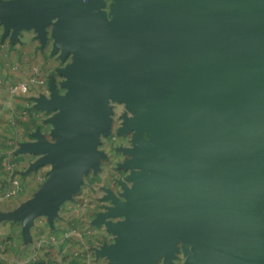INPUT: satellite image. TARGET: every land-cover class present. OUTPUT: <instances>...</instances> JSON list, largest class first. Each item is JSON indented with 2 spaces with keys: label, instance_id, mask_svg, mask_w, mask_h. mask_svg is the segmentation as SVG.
Wrapping results in <instances>:
<instances>
[{
  "label": "water",
  "instance_id": "obj_1",
  "mask_svg": "<svg viewBox=\"0 0 264 264\" xmlns=\"http://www.w3.org/2000/svg\"><path fill=\"white\" fill-rule=\"evenodd\" d=\"M0 0L15 37L33 27L57 68L34 106L49 113L24 148L47 177L0 219L49 222L103 152L110 99L124 101L133 132L123 198L97 213L114 240L108 264H264V0ZM143 132L146 136H143ZM122 216L118 220L108 218Z\"/></svg>",
  "mask_w": 264,
  "mask_h": 264
},
{
  "label": "crops",
  "instance_id": "obj_2",
  "mask_svg": "<svg viewBox=\"0 0 264 264\" xmlns=\"http://www.w3.org/2000/svg\"><path fill=\"white\" fill-rule=\"evenodd\" d=\"M58 67H61L60 58L57 52L52 53L49 35L43 44L30 27L20 29L11 37V31L5 34L0 22L1 148L11 143L8 136L12 131L23 126L33 127L35 122L48 116L44 110L34 107L33 98L49 90L51 76L60 83L63 76L57 73ZM20 82H26V91L13 89ZM36 157L20 153L11 162L10 156H0V179L6 177L3 172L13 163L24 185L20 195L0 201V210L15 208L20 196L27 198L36 190L44 167L26 173ZM100 211L98 205L69 200L59 205L51 222L46 215H39L27 230L21 220L0 219V264H108V257L97 254V249L113 242L114 236L104 222H94Z\"/></svg>",
  "mask_w": 264,
  "mask_h": 264
},
{
  "label": "rangeland",
  "instance_id": "obj_3",
  "mask_svg": "<svg viewBox=\"0 0 264 264\" xmlns=\"http://www.w3.org/2000/svg\"><path fill=\"white\" fill-rule=\"evenodd\" d=\"M111 2L112 0H104V5L102 6V9L108 12ZM69 61H71L70 54L67 55L64 59H60L61 66H63L65 63ZM56 84L58 85L60 92L65 91V87L61 86L60 83H56ZM109 104L112 109V112L110 113L109 131L107 133L100 134L99 137L100 141L97 144V149L103 152V155L99 157L98 168L97 169L90 168L86 173H84L79 189L75 191L70 198L65 199L60 204L69 200L71 201L74 200L79 204L91 203L98 205L101 211H103L105 210V207L107 205H112V199L108 197L109 193H112L115 196L122 199L123 198L122 192L124 190L123 185H126L128 187L131 185V181L127 180L126 178L128 174H130L131 169L129 167L124 166V163L125 160L128 157H130V154L126 151V148L132 147L133 145V132L119 131L123 123V115L124 114L130 115V111L126 107V103L124 101L110 99ZM44 113L46 114V116L49 115V113L46 111H44ZM47 117L43 118L42 121L39 120V122H35V124H33V127L23 126V128L17 131H12L8 136V139L11 141V143L5 144V148L0 147V156L1 157L7 155L10 156L11 162L13 161V159H15V156L20 153L21 154L31 153L38 157L39 154L33 153L25 149L24 145L25 143L31 142L35 139L33 133L37 130V128H39V130L46 137L52 138L50 136L51 124L45 120ZM43 124L45 126H43ZM143 136H146L144 132H143ZM34 161L30 163V166L27 169L26 173L44 167L43 175L41 178V182H42L47 177L48 170L50 169L51 166L50 164L45 163L33 167L32 164L34 163ZM11 164L9 168H6L4 170L5 172H3L4 174L6 173V177L2 180L0 179V201L12 198V197L9 198L5 197L3 195V192L9 187V184L13 178L17 177L18 179L19 177V175H17L18 172L14 168L13 163ZM23 189H24V185L22 184L21 190H19L16 194H14V196L17 197L18 195H20V192ZM36 190H34L33 193ZM33 193L29 195L27 198H22V196H20L21 199H18L19 204L30 198L33 195ZM18 205H16V207ZM0 211H7V210H0ZM112 218L118 220L121 219L122 216H117ZM176 245L178 248L177 250L174 251V255L169 260L165 259L164 256H160L154 264H184L185 259L187 257V253L183 249L180 241H177Z\"/></svg>",
  "mask_w": 264,
  "mask_h": 264
},
{
  "label": "built area",
  "instance_id": "obj_4",
  "mask_svg": "<svg viewBox=\"0 0 264 264\" xmlns=\"http://www.w3.org/2000/svg\"><path fill=\"white\" fill-rule=\"evenodd\" d=\"M13 89L26 91L27 90V84H26V82L17 83L13 86ZM48 93H49V90L44 94L48 95ZM21 188H22V183L20 182V180L17 178H13L10 182L9 187L3 192V195L5 197L9 198V197L13 196L14 194H16L19 190H21Z\"/></svg>",
  "mask_w": 264,
  "mask_h": 264
}]
</instances>
